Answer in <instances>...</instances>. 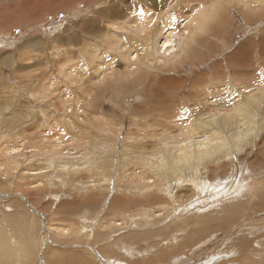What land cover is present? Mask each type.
I'll return each instance as SVG.
<instances>
[{"label": "rangeland", "instance_id": "obj_1", "mask_svg": "<svg viewBox=\"0 0 264 264\" xmlns=\"http://www.w3.org/2000/svg\"><path fill=\"white\" fill-rule=\"evenodd\" d=\"M150 168L173 179L130 183ZM0 241V264H264V0H0Z\"/></svg>", "mask_w": 264, "mask_h": 264}, {"label": "bare ground", "instance_id": "obj_2", "mask_svg": "<svg viewBox=\"0 0 264 264\" xmlns=\"http://www.w3.org/2000/svg\"><path fill=\"white\" fill-rule=\"evenodd\" d=\"M191 21H192V19H191V17L190 18H186V19H184L183 20V25H182V27L185 29L184 31L185 32H187L186 34H188L189 36H191V33L192 32H195L196 30H198V29H200V26L196 23V24H194L193 25V22L194 21H192V23H191ZM221 24V19L219 18V16H217V15H214L213 17H212V19H211V21H210V23H209V25L206 27V28H208L209 26L211 27V28H214V27H219V25ZM176 27V26H175ZM177 28V27H176ZM179 29V28H178ZM191 30V31H190ZM184 39L185 40H187L185 37H184ZM183 39V40H184ZM102 70V69H101ZM113 70V69H112ZM96 78V77H95ZM100 78V77H99ZM246 83V82H245ZM100 87V86H99ZM105 88V87H104ZM98 98V97H97ZM180 111V110H179ZM181 111H182V109H181ZM205 136H208L207 134H205ZM202 144V143H201ZM201 144H199V145H201ZM135 145H137V144H135ZM132 146V145H131ZM134 148V150H133V152H136L137 150H136V147H133ZM138 149V148H137ZM128 150V149H127ZM139 151H142L141 152V154L140 155H136V159H138L139 158V160L141 161L140 162V165H141V163H143V164H149V162L151 161V158L150 157H148L147 155H151L152 153H150V152H148V151H146L145 149H143V150H141V148L139 149ZM132 154H134L135 155V153H132ZM159 154H161V155H163L162 157L164 158L165 157V155L167 154V151L166 150H159ZM133 159V158H132ZM134 160V159H133ZM139 160H137L138 161V165H139ZM167 161V163L169 164V165H171V166H180V165H184V164H186V163H188V162H183V161H179L178 159H175V158H173V157H170L169 159H167L166 160ZM130 162V161H129ZM123 163H124V161H123ZM166 164V163H165ZM137 165V164H136ZM139 165V166H140ZM150 165V164H149ZM132 166H135L134 164L132 165ZM188 166H190V165H188ZM194 166V165H193ZM136 168H137V166H136ZM186 168H187V166H186ZM189 168H191V167H189ZM188 168V169H189ZM142 169V168H141ZM143 169H145V168H143ZM149 169V168H148ZM151 169V168H150ZM182 169H185V167L184 168H182ZM182 169H173V172H175L176 173V175H175V177H174V182L176 183V184H181V180H180V177H183L184 175H192V174H194V175H197V173L199 172L198 170H197V168L194 166V167H192L191 169H189V170H182ZM139 170H140V168H139ZM146 170V169H145ZM144 170V171H145ZM168 171H165L164 172V169H162V170H154V169H151V170H147V171H145V175H143L142 173L140 174V178L139 179H132L131 181H130V183L131 182H133L132 184L134 185V183H136V182H139L140 184H141V180L142 179H144V182H146V181H150V178H152V177H154V178H152L151 180H153V182H155V184H156V182H157V184H158V182L159 181H164V182H166V181H168V183L171 181V178H172V176H173V173H172V171L170 170L169 171V169H167ZM191 170V171H190ZM142 171V170H141ZM143 171V172H144ZM140 172V171H139ZM138 172V173H139ZM137 173V172H136ZM132 175V174H131ZM139 175V174H138ZM143 175V176H142ZM137 175H133V178L134 177H136ZM138 178V177H137ZM145 179H148V180H145ZM173 179V178H172ZM186 182H188V180L186 181ZM189 183H190V180H189ZM162 184H163V182H162ZM149 185H151V184H149ZM153 185V184H152ZM141 186V185H140ZM153 186H155V185H153ZM158 186V185H157ZM156 186V187H157ZM166 186V185H165ZM172 186V185H171ZM130 187V186H129ZM135 187V186H134ZM128 188V187H127ZM152 186H147L146 184L143 186H141V187H139V184H138V189L140 190V194H139V196H141V195H143L142 196V198L139 200L141 203H145V202H147L148 200V202L150 203V199L152 198ZM134 190V189H133ZM161 191V190H160ZM172 191V190H171ZM156 193H157V191H156ZM155 194V193H154ZM154 196V195H153ZM161 196V195H160ZM159 196V197H160ZM156 197H158V196H156ZM134 199V198H133ZM155 203V202H154ZM153 205V204H152ZM223 218H220V220H222ZM226 219V218H225ZM211 219H208V220H204L205 221V223H203V225H205L206 226V224H208V222L210 221ZM222 221H224V220H222ZM212 224H214V221L213 220H211L210 221V223H209V226H212ZM201 228H202V226H201ZM200 228V229H201ZM193 231V230H192ZM157 236V235H156ZM227 237V236H226ZM221 237L219 236V239H220ZM225 238V237H224ZM185 240H186V238H185ZM189 241V240H188ZM2 242L0 241V256H2L3 255V252H2V248L1 247H3V245L1 244ZM178 244V243H177ZM187 245V244H186ZM191 245V244H190ZM153 247H157V245H155V244H153ZM124 249H126V248H124ZM119 254V256H120V253H118ZM118 254H116V253H114V257H116V255H118ZM123 255V254H122ZM125 255H126V253H125ZM2 259V258H1ZM1 259H0V261H1ZM128 261V260H127ZM196 261V260H195ZM129 263L130 264H133L134 262H130V260H129ZM128 263V264H129Z\"/></svg>", "mask_w": 264, "mask_h": 264}, {"label": "crops", "instance_id": "obj_3", "mask_svg": "<svg viewBox=\"0 0 264 264\" xmlns=\"http://www.w3.org/2000/svg\"><path fill=\"white\" fill-rule=\"evenodd\" d=\"M78 254H71L68 253L65 254V259L60 260L59 257H56L55 259L52 260L53 264H87L86 261L80 258Z\"/></svg>", "mask_w": 264, "mask_h": 264}]
</instances>
